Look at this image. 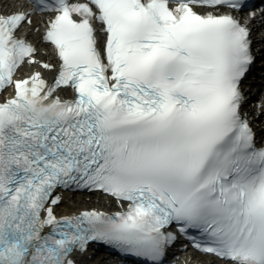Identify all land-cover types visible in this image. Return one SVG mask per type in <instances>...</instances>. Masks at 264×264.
<instances>
[{
    "label": "snow or ice",
    "instance_id": "6c2138e0",
    "mask_svg": "<svg viewBox=\"0 0 264 264\" xmlns=\"http://www.w3.org/2000/svg\"><path fill=\"white\" fill-rule=\"evenodd\" d=\"M251 76L264 96V0H0V264H175L182 238L264 264ZM77 191L119 210L61 211Z\"/></svg>",
    "mask_w": 264,
    "mask_h": 264
},
{
    "label": "bare ground",
    "instance_id": "6f19581e",
    "mask_svg": "<svg viewBox=\"0 0 264 264\" xmlns=\"http://www.w3.org/2000/svg\"><path fill=\"white\" fill-rule=\"evenodd\" d=\"M48 74V73H46ZM107 198L102 196L99 193L94 194L92 197H81L80 195H75L73 197H68L65 205L61 207V211L69 212V211H78L85 208H91V207H102L105 208L108 206V203L106 202ZM210 258L202 257L201 259H192L194 260L192 264H207V261ZM103 264V263H101ZM187 264V263H185Z\"/></svg>",
    "mask_w": 264,
    "mask_h": 264
},
{
    "label": "rangeland",
    "instance_id": "374dc122",
    "mask_svg": "<svg viewBox=\"0 0 264 264\" xmlns=\"http://www.w3.org/2000/svg\"><path fill=\"white\" fill-rule=\"evenodd\" d=\"M90 263H91V264H95V261H92V260H91Z\"/></svg>",
    "mask_w": 264,
    "mask_h": 264
}]
</instances>
